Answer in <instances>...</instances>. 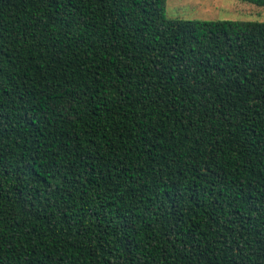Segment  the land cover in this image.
Here are the masks:
<instances>
[{"label":"trees","instance_id":"obj_1","mask_svg":"<svg viewBox=\"0 0 264 264\" xmlns=\"http://www.w3.org/2000/svg\"><path fill=\"white\" fill-rule=\"evenodd\" d=\"M0 264H264V22L0 0Z\"/></svg>","mask_w":264,"mask_h":264},{"label":"rangeland","instance_id":"obj_2","mask_svg":"<svg viewBox=\"0 0 264 264\" xmlns=\"http://www.w3.org/2000/svg\"><path fill=\"white\" fill-rule=\"evenodd\" d=\"M167 16L173 20L264 22V7L241 0H167Z\"/></svg>","mask_w":264,"mask_h":264}]
</instances>
